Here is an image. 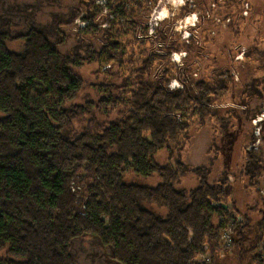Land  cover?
<instances>
[{
	"label": "trees",
	"instance_id": "16d2710c",
	"mask_svg": "<svg viewBox=\"0 0 264 264\" xmlns=\"http://www.w3.org/2000/svg\"><path fill=\"white\" fill-rule=\"evenodd\" d=\"M151 1L37 0L35 16L49 6L50 21L18 36L0 24V264H74L85 236L114 264H264V120L260 138L253 126L264 113V0L240 17L258 36L240 38L252 63L239 80L228 54L225 66L185 46L178 70L172 48L155 51ZM231 8L215 17L235 21ZM221 28L209 39H225L226 58L234 40ZM175 74L183 87L172 90ZM222 100L244 109L213 114ZM200 131L211 143L194 165Z\"/></svg>",
	"mask_w": 264,
	"mask_h": 264
},
{
	"label": "rangeland",
	"instance_id": "374dc122",
	"mask_svg": "<svg viewBox=\"0 0 264 264\" xmlns=\"http://www.w3.org/2000/svg\"><path fill=\"white\" fill-rule=\"evenodd\" d=\"M37 0H0V24L7 20L6 24H8L7 29L14 35L18 36L20 34L25 33L28 30L29 22L34 21L35 24H45L47 21H50L49 14L52 9L49 6L44 9V11H38L35 16V3ZM152 0L154 2V6L151 12L144 17L147 21L145 22L149 27V36L158 37L154 38V50L157 52L165 51L167 48L173 49L172 62L175 63L179 69H182L185 64H188L186 61L187 53L183 50L185 46H193L195 44V48H203L204 52H215V55L218 57L219 61H225L228 57H230L229 65L230 69L225 68L227 71H230L232 75L234 74L235 79L239 80V64L250 63L251 59H244V53L247 52V48L244 47L240 40L244 35L247 38L255 39L258 36V33L254 35V30L249 28L248 21H244L240 19V17L247 18L251 12V0ZM63 4H69L71 0H62ZM257 5V2H256ZM32 6V7H29ZM30 9L27 10L26 8ZM208 7V8H207ZM234 9L235 12L238 13V17L235 18V21L232 19L222 20L215 17L220 16L221 11L226 8ZM212 8L214 11V16L210 13ZM238 10L236 11V9ZM207 9V11H206ZM209 12V15L206 13ZM219 12V13H218ZM106 14V12H104ZM28 17V18H27ZM215 17V19L211 20L210 18ZM254 18V16L252 17ZM232 20V21H231ZM215 23L217 33L212 32V25ZM231 24V25H230ZM76 25L79 27L85 26L80 19L76 21ZM228 25L230 28L228 29ZM104 27H108V24H104ZM219 27L221 28L220 36L227 35L229 41L234 40L232 42L231 52L226 53V58H223L224 53H220V46L224 44L225 39H219L217 42H210L209 38L219 36ZM237 30V31H236ZM250 30V31H248ZM69 34H73L75 30H68ZM242 31L241 33H238ZM164 32L165 36H167V40H162L160 33ZM221 32H224V34ZM231 34L233 36H231ZM194 39L193 43H191L190 38ZM138 38V35H137ZM235 38V39H233ZM240 43H239V42ZM24 46V42L16 41L15 43L9 44L11 50L20 51ZM218 47V48H217ZM181 50V51H180ZM240 51L238 56L234 59V53ZM201 59V60H200ZM194 59L192 68L195 69L194 72H197V79H200L205 72L206 69V58ZM232 62H231V61ZM243 61V62H241ZM226 62V61H225ZM252 63V62H251ZM223 65V64H222ZM227 66V62L225 64ZM211 69V68H210ZM196 75V74H195ZM194 75V77H196ZM257 76L264 77V71L257 72ZM264 79V78H263ZM182 75L175 74L172 79H170V89L175 90L178 88H182L183 84ZM228 100V99H227ZM224 100L216 102L215 106L212 108L213 114L216 111H229L228 108H236V109H244L243 106L239 107L231 102L223 103ZM2 114L0 113V118ZM209 125L212 126L215 124V117H209ZM264 120V113L258 116L253 121L254 133L258 138L261 137V122ZM260 142V141H259ZM257 142V145L259 144ZM211 143V139L209 133L207 131H200L194 140L190 151L188 153V160L190 163L197 165L202 164L204 161L205 150L209 147ZM251 199H249L248 204ZM230 203L227 204L228 208L230 207ZM240 208L246 207V205H239ZM226 242V241H225ZM226 246V243H224ZM7 249L2 251V256L6 255ZM225 252V251H224ZM223 252V255H224ZM72 255L74 258V264H114L111 260V251L110 249L104 247L99 243L96 238L85 236L80 239H76L72 243ZM221 255V259L223 258ZM208 256V255H207ZM209 257V256H208ZM225 262H223L224 264Z\"/></svg>",
	"mask_w": 264,
	"mask_h": 264
},
{
	"label": "built area",
	"instance_id": "2783aa9c",
	"mask_svg": "<svg viewBox=\"0 0 264 264\" xmlns=\"http://www.w3.org/2000/svg\"><path fill=\"white\" fill-rule=\"evenodd\" d=\"M225 238L228 240V242H230V233L229 232L226 233Z\"/></svg>",
	"mask_w": 264,
	"mask_h": 264
}]
</instances>
